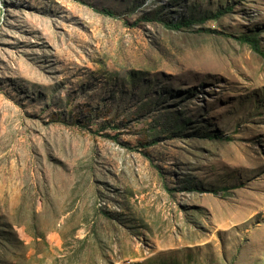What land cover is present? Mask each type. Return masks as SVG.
I'll use <instances>...</instances> for the list:
<instances>
[{
  "label": "rangeland",
  "instance_id": "rangeland-1",
  "mask_svg": "<svg viewBox=\"0 0 264 264\" xmlns=\"http://www.w3.org/2000/svg\"><path fill=\"white\" fill-rule=\"evenodd\" d=\"M0 264H264V0H0Z\"/></svg>",
  "mask_w": 264,
  "mask_h": 264
},
{
  "label": "trees",
  "instance_id": "trees-1",
  "mask_svg": "<svg viewBox=\"0 0 264 264\" xmlns=\"http://www.w3.org/2000/svg\"><path fill=\"white\" fill-rule=\"evenodd\" d=\"M106 15L113 17V15L110 13H107ZM244 41H248L254 47V49H256V51H259L255 41H253L251 39H244Z\"/></svg>",
  "mask_w": 264,
  "mask_h": 264
}]
</instances>
